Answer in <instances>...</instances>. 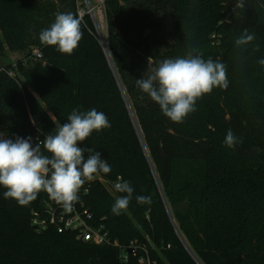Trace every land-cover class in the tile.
Wrapping results in <instances>:
<instances>
[{
    "label": "trees",
    "instance_id": "16d2710c",
    "mask_svg": "<svg viewBox=\"0 0 264 264\" xmlns=\"http://www.w3.org/2000/svg\"><path fill=\"white\" fill-rule=\"evenodd\" d=\"M102 1L106 48L92 13L80 15L79 0H0V133L35 145L74 108L103 112L111 127L80 146L100 152L111 172L86 182L79 201L112 241L147 244L155 264H264V68L257 63L264 58V0ZM58 12L82 21L72 55L39 40ZM244 30L256 35L246 51L234 44ZM192 50L224 63L229 86L174 123L136 79ZM10 53L24 57L13 65ZM229 129L238 138L233 148L224 144ZM121 180L134 192L116 216L115 199L126 195L115 191ZM4 191L0 264H123L118 248L55 228L38 231L33 215L53 201L45 192L20 206ZM138 195L151 203L138 204Z\"/></svg>",
    "mask_w": 264,
    "mask_h": 264
},
{
    "label": "clouds",
    "instance_id": "9594fccd",
    "mask_svg": "<svg viewBox=\"0 0 264 264\" xmlns=\"http://www.w3.org/2000/svg\"><path fill=\"white\" fill-rule=\"evenodd\" d=\"M81 19L71 12H58L54 22L39 33V40L56 51L72 55L83 38ZM256 39L254 32L244 30L235 39V47L247 50ZM258 50V46H256ZM257 63L264 68V58ZM141 92L159 105L163 115L174 123H183L196 111V104L214 89L226 90L229 86L227 66L202 53L189 51L185 56L166 58L151 69L147 78L136 79ZM103 112L96 109L81 111L74 108L67 122L57 125L55 134H47L35 145L32 138L17 136L0 138V187L5 199H13L20 206L34 201L39 193L71 211L79 201L80 189L93 181L98 174H109L111 166L102 159L101 153L80 145L91 134L110 128ZM238 138L231 129L227 131L224 144L233 148ZM85 152L90 153L85 157ZM118 196L111 208L114 215L124 212L132 199L134 189L129 182L121 180L114 185ZM138 204L151 203V197L136 196Z\"/></svg>",
    "mask_w": 264,
    "mask_h": 264
},
{
    "label": "built area",
    "instance_id": "2783aa9c",
    "mask_svg": "<svg viewBox=\"0 0 264 264\" xmlns=\"http://www.w3.org/2000/svg\"><path fill=\"white\" fill-rule=\"evenodd\" d=\"M35 55L37 58L42 57L39 52ZM33 224L38 231L55 228L60 234L74 233L76 239L84 243L118 248L120 263L123 264L129 263L131 257H137L139 264H155L147 244L134 240L127 246H121L118 241H112L109 232L103 225H97L93 214L82 201H78L71 211H66L55 201L47 203L42 213H34Z\"/></svg>",
    "mask_w": 264,
    "mask_h": 264
},
{
    "label": "rangeland",
    "instance_id": "374dc122",
    "mask_svg": "<svg viewBox=\"0 0 264 264\" xmlns=\"http://www.w3.org/2000/svg\"><path fill=\"white\" fill-rule=\"evenodd\" d=\"M79 5L81 7L80 9V15L85 14V11L88 13H92L93 18L96 23L97 28V35L102 43L103 40L107 39L108 33H107V25L105 20V14H104V5L102 0H79ZM9 58H6V60L11 61L10 63H13L15 65L19 59L24 57L22 54L19 53H10L7 55ZM6 61V63L8 62Z\"/></svg>",
    "mask_w": 264,
    "mask_h": 264
},
{
    "label": "water",
    "instance_id": "95a60500",
    "mask_svg": "<svg viewBox=\"0 0 264 264\" xmlns=\"http://www.w3.org/2000/svg\"><path fill=\"white\" fill-rule=\"evenodd\" d=\"M0 138H5V139H7L6 136H5L4 134H2V133H0Z\"/></svg>",
    "mask_w": 264,
    "mask_h": 264
},
{
    "label": "bare ground",
    "instance_id": "6f19581e",
    "mask_svg": "<svg viewBox=\"0 0 264 264\" xmlns=\"http://www.w3.org/2000/svg\"><path fill=\"white\" fill-rule=\"evenodd\" d=\"M102 44H103V46H105V48L107 47L105 40H103Z\"/></svg>",
    "mask_w": 264,
    "mask_h": 264
}]
</instances>
